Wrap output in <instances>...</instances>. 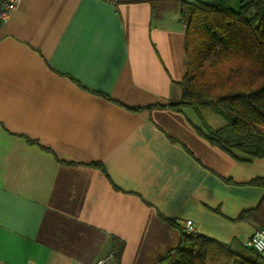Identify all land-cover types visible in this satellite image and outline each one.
Listing matches in <instances>:
<instances>
[{
	"label": "crops",
	"instance_id": "obj_1",
	"mask_svg": "<svg viewBox=\"0 0 264 264\" xmlns=\"http://www.w3.org/2000/svg\"><path fill=\"white\" fill-rule=\"evenodd\" d=\"M183 1L22 0L0 23L1 264H161L181 243L163 216L227 244L261 226L239 217L264 158L191 109H129L181 97Z\"/></svg>",
	"mask_w": 264,
	"mask_h": 264
},
{
	"label": "trees",
	"instance_id": "obj_2",
	"mask_svg": "<svg viewBox=\"0 0 264 264\" xmlns=\"http://www.w3.org/2000/svg\"><path fill=\"white\" fill-rule=\"evenodd\" d=\"M231 4L232 0H219L216 5L200 0L183 1L187 71L178 82L181 97L129 109L168 108L177 112L191 109L200 119L195 129L211 144L241 160L262 159L264 0H242L239 10ZM205 109L221 116L225 126L211 128L201 116ZM250 184L264 186V179L255 178ZM163 219L180 229L181 243L161 264H264L257 250L238 240L221 243L201 233L186 231L174 219L165 216ZM239 219H257L264 225V197L256 208L243 212Z\"/></svg>",
	"mask_w": 264,
	"mask_h": 264
},
{
	"label": "built area",
	"instance_id": "obj_3",
	"mask_svg": "<svg viewBox=\"0 0 264 264\" xmlns=\"http://www.w3.org/2000/svg\"><path fill=\"white\" fill-rule=\"evenodd\" d=\"M21 1L22 0H0V23L9 20L12 12L16 10ZM185 227L186 231L194 232L193 222L191 220L185 222ZM244 244L257 250L264 258V225L258 227ZM113 259H115V254L111 252L106 257L97 259L94 264H118Z\"/></svg>",
	"mask_w": 264,
	"mask_h": 264
},
{
	"label": "rangeland",
	"instance_id": "obj_4",
	"mask_svg": "<svg viewBox=\"0 0 264 264\" xmlns=\"http://www.w3.org/2000/svg\"><path fill=\"white\" fill-rule=\"evenodd\" d=\"M241 1L242 0H232V8H234L235 10H239L240 8V5H241ZM249 1V0H247ZM203 116L204 118L211 124V128L212 127H223L225 126V121L224 119L217 115L215 112L211 111V110H208V109H205L203 110ZM193 116V115H191ZM193 118H195V116H193Z\"/></svg>",
	"mask_w": 264,
	"mask_h": 264
}]
</instances>
